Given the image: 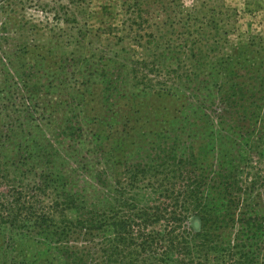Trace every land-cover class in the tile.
Segmentation results:
<instances>
[{"label":"rangeland","instance_id":"1","mask_svg":"<svg viewBox=\"0 0 264 264\" xmlns=\"http://www.w3.org/2000/svg\"><path fill=\"white\" fill-rule=\"evenodd\" d=\"M75 4L0 0L1 162L18 165L28 153L30 168L59 175L67 183L66 190L79 193L77 198L88 205L112 186L126 163L150 157L162 144L164 137L157 135L184 116V95L198 91L203 82L217 97L213 83L225 78L217 75V64L208 51L220 42V53L229 56L245 49L244 56L252 59L246 61L253 62L258 74L239 67L234 80L225 83L220 98L227 104L221 103V110L219 105L213 108L226 119L219 141L212 138L213 152L207 151L206 131L189 135L186 130L175 146L178 152H192L206 175H211L210 169L218 173V166L226 171L232 167L242 180L247 172L251 177L260 172L255 194L246 202L264 219V101L259 100L264 95L260 86L264 82V0H85ZM62 6L71 10L58 19L53 13H61ZM188 14L195 20L190 21ZM199 25L204 32H195ZM151 35L160 38L154 42ZM198 43L203 49L198 77L186 80L184 74L196 63L188 49ZM199 53L195 52L198 57ZM139 59L149 60L153 69H172L170 75L177 70L182 77L165 86L164 81L145 83L132 70ZM152 75L149 71L148 77ZM231 84L246 87L233 98ZM205 94L206 89L200 93ZM229 125L236 127L237 136H224ZM173 140L172 135L166 143L172 147ZM213 161H218L214 167ZM244 185L249 186L248 180ZM245 193L243 189L238 194L241 213L246 210ZM194 219L190 217L187 226H195ZM31 247L20 243L9 255H36L38 251Z\"/></svg>","mask_w":264,"mask_h":264},{"label":"trees","instance_id":"2","mask_svg":"<svg viewBox=\"0 0 264 264\" xmlns=\"http://www.w3.org/2000/svg\"><path fill=\"white\" fill-rule=\"evenodd\" d=\"M84 1L68 0V3L76 5ZM62 9L53 16L60 19L71 10L68 6ZM188 17L190 21L196 18L191 14ZM211 22L216 23L214 18ZM200 31L204 32V26L195 32ZM221 33L226 38V29L222 27ZM158 38L151 35L154 42ZM259 46L263 48L262 43ZM220 47L217 42L208 51L209 59H215L217 64V75L225 78L213 83L217 97L203 82L205 86L198 91L184 95L187 102L181 111L184 116L171 121L170 128L157 135L164 137L160 140L162 144L150 157L141 156L140 160L126 163L112 186L88 205L85 199L77 198L79 193L66 190L67 183L59 175L30 168L26 163L30 154L18 165L0 160V264H264V219L255 215L246 202L255 194L253 187L260 172L252 177L247 172V179L242 180L232 167L226 171L218 166V173L210 169L211 175H206L192 152L188 155L185 151L178 152L175 146L186 130H190L189 135L206 131L207 151L213 152L212 140L219 141L226 120L213 108L219 105L221 110V103L227 104L220 98L225 83L234 80L239 67L258 74L253 62L246 61L252 59L244 56L245 49L229 56L220 53ZM188 50L196 63L188 69L189 77L188 72L184 74L186 80L198 77L203 53L200 43ZM134 64H138L132 69L134 76L145 83L164 81L165 86L182 77L177 70L170 75L172 69L164 72L153 69L155 65L150 67L149 60L139 59ZM149 71L153 72V78L148 77ZM230 86L233 98L246 87ZM204 89L207 94L201 96ZM259 100L264 101V95ZM172 135L174 146L170 147L166 140ZM237 135L232 125L224 134ZM246 146L249 149V144ZM229 161L233 166L234 160ZM217 162L213 161V167ZM247 180L249 186L244 185ZM243 189L247 195L246 210L241 213L238 202L242 197L238 194ZM190 217L196 218L195 226H187ZM23 242L37 254L22 258L9 255Z\"/></svg>","mask_w":264,"mask_h":264}]
</instances>
